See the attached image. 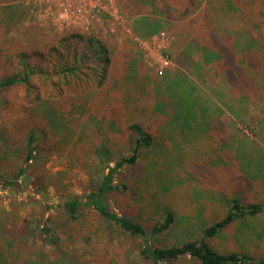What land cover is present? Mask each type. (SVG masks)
Masks as SVG:
<instances>
[{
	"label": "rangeland",
	"instance_id": "1",
	"mask_svg": "<svg viewBox=\"0 0 264 264\" xmlns=\"http://www.w3.org/2000/svg\"><path fill=\"white\" fill-rule=\"evenodd\" d=\"M223 2L226 0H212L211 5L221 7ZM245 3L251 11L243 17L249 22L247 28L262 39L264 0H245ZM66 4L69 7H65ZM96 9L101 10L98 16L92 12ZM143 15L141 11L131 16L124 14L118 0H0V78L16 73L21 66L38 69L30 75L31 84L35 86L32 90L17 85L0 91V131L1 134L12 133L8 150L0 137V221L10 230L9 238L31 243L50 216V234L56 241L52 245L38 241L39 245L32 250V256L37 259H49L60 246L71 250L77 264H148L139 254V239L132 240L115 226L101 221L93 208L85 207L77 221L68 220L63 214L61 204L64 200L75 196L83 199L100 176L94 146L102 138L98 134L85 135L79 128L85 120L83 117L91 118L96 128L101 127L95 109L90 113L83 107L60 111L61 120L64 121L63 117L66 122L70 118L76 119L72 122L76 129L63 133L60 139L52 136L45 139L48 155H41L27 167L18 178L19 186L6 183L8 174L17 164H23V157L17 156L16 152L20 149L18 141L21 142L26 133L25 124L29 123L26 115L30 114L31 108L36 109L35 104L39 103L37 109L43 110L50 99L60 97L61 92L68 93L63 85L65 74H58L52 61L69 48L64 36L67 32L95 34L112 50L114 65H125L130 57H135L142 62V72L150 79H156L153 72L158 69L164 70V76L173 74L176 69V96L179 97L176 119L185 116L182 104L185 107L191 105L190 101L183 102L180 93L184 83L194 86L192 94L200 99L191 102L193 106L201 107L203 113L204 98L208 96L211 100V103L208 100V107L212 105L214 117L212 122L211 115L207 118L196 112L197 126L175 132L172 123H166L172 121V117L175 120V115L160 122L151 109L157 100L158 86L154 82L146 83V77L132 78L133 83H128L142 95L144 106L139 113L140 120L150 132L152 144L142 149L135 164L125 165L114 177V182L124 185L125 189L107 195L105 201L110 208L120 215L135 217L149 228L162 221L166 207H169L174 213V222L157 234L154 242L163 247L199 239L203 228L226 215L234 198L242 204L260 203L261 213L234 221L211 237L209 244L218 252L264 257V96L258 101L239 95L235 90L233 94H226L221 84L214 86L213 91L218 90V93L212 94L208 91L209 81L202 82L203 76L191 72L187 63L179 62L180 56L174 59L163 53L172 46L165 35L168 33L161 30L149 39L139 38L133 25ZM155 17L165 19L160 14ZM185 45L179 46L181 50L193 49ZM260 51L264 54V50ZM126 74L117 76L125 91L130 87L122 81ZM165 81L174 82L170 78ZM169 88L167 90L171 92ZM133 96L134 93L130 94L128 90L124 103L128 117L132 118L135 117ZM36 101L38 103H34ZM63 105L65 107V100ZM161 105L163 107L162 102ZM106 109L110 111L111 107ZM205 121L208 126L212 123L213 128L202 126ZM107 138L112 150L111 160L117 154H130L127 132L114 138L108 134ZM22 225L35 232L24 233ZM162 264L201 263L186 256Z\"/></svg>",
	"mask_w": 264,
	"mask_h": 264
},
{
	"label": "trees",
	"instance_id": "2",
	"mask_svg": "<svg viewBox=\"0 0 264 264\" xmlns=\"http://www.w3.org/2000/svg\"><path fill=\"white\" fill-rule=\"evenodd\" d=\"M211 2L212 0H180V2L177 0L176 2L173 0H118L120 10L124 14L131 16L139 11L145 14L137 18L133 25V30L140 39H149L153 34L164 30L173 36L172 45L176 39V47L186 44L185 46L193 48L192 50H181L179 47L176 55L171 53L170 49L163 50V53L174 59L175 56H180L179 62L187 63L191 72L203 76L202 82L209 81L208 88L210 89H207L212 94L218 93V90L213 91L214 86L221 84L220 87L223 86L226 94H233L235 90L239 95L246 96L250 100L261 101L264 96V54L260 50H264V36L261 39L247 28L249 22L243 17L251 12L250 6L246 5L245 0H226L221 7L213 6ZM156 14L165 16V19L155 17ZM64 38L69 48L64 54L61 53L58 59L54 56L51 58L54 57L52 61L54 67L57 68V73L65 74L63 85L68 89V93L64 95L61 92L60 97L50 99L48 104L44 105L43 110L37 109L40 105L37 101L34 102L38 104H35V110L31 108L30 114L26 115V122L29 120V123L25 124L27 125L26 133L24 139L21 142L18 141L20 149L16 152L17 156L23 157L22 163L26 166L17 164L16 169L8 174L9 180L6 183L10 186H19L18 178L26 172L27 167L32 166L34 160L40 159L41 155H48L49 149L44 145L45 139L51 136L60 139L63 133H70L71 130L76 129V126L72 124L76 119L70 118L66 122L63 117V121L60 119L62 118L60 111L83 107L90 113L92 109H95L99 115L98 121L101 127L96 128L91 118L83 117L85 120L81 122L79 128H82L85 135L98 134L102 138L94 146L100 176L93 182L92 189L83 196V199L79 196L70 197L61 204L63 214L68 220L77 221L82 216L85 207L93 208L95 216L101 221L115 226L119 232L129 236L132 240L139 239V254L148 264L170 263L186 256L201 264H264V257H256L248 253L218 252L209 244L211 237L235 223L234 221L261 213L260 203L242 204L234 198L229 204L226 215L203 228L199 239H188L176 245L163 247L155 245L154 242L155 236L170 228L174 222V213L169 207H166L162 221L154 223L149 228H145L142 222L135 217L120 215L110 208L105 201L107 195L125 189L124 185L114 182V177L122 171L125 165L135 164L142 149L152 144V136L140 120L139 113L144 106L141 100L142 95L139 90H134L133 84L130 85L128 82L133 83L134 77L141 76L146 77V83L154 82V85L158 86L157 100L155 99L156 102L151 109L160 122L165 121L166 117L175 115V120L172 117V121L166 122L168 125L172 123L175 132L176 130L181 132L185 127L197 126L196 112L207 118L211 115L213 122L214 117L210 109L212 105L208 107L209 98L205 95L206 106H202L204 113L201 112V107L193 106L191 100L197 101L200 98L192 94L191 89L194 86L190 87L184 83V90L180 93L185 100L183 102L190 101L191 105L185 107L182 104L181 110H184L185 116L176 119L179 97H177L178 90L176 91L175 68L173 74L169 73L170 75L165 76L153 72L156 79H150L146 73L142 72L144 69L141 66L142 62L135 57H130L125 65H114L115 58L112 50L95 34L67 32ZM178 40H180L179 43ZM117 60L119 61V59L115 61ZM20 69L16 73L0 78V91L17 85L25 86L28 91L30 88L31 90L35 88L31 84L30 75L34 73L33 71L38 72V69L35 66L33 69L21 66ZM124 72L127 74L122 81L127 83V86L130 85L128 90L130 94L135 95L133 96L135 100L134 118L128 117L126 113L124 103H126L125 93L128 90L125 91L126 88L122 86L117 77L119 73ZM166 78L173 80V84L167 83ZM169 86L171 92L167 90ZM209 102L211 103V100ZM107 107H111V110L108 111ZM201 125L213 128L212 123L208 126V121ZM124 132H127L126 141L130 147V154H117L111 160L113 156L107 135L112 134L114 138L115 135H124ZM0 137L4 140L5 150L10 149L12 133L1 134L0 131ZM108 161H114L113 165H110ZM49 220L50 216L46 218L41 232L36 234L31 243L9 238L10 230L5 223L0 221V264H24L26 262L29 264H77L75 258L72 257L71 250L60 246L49 259L47 257L37 259L32 256V250L39 245L38 241L42 240L51 245L56 241L51 237L52 229L48 225ZM22 227H24V233L28 235L35 232L29 226L22 225Z\"/></svg>",
	"mask_w": 264,
	"mask_h": 264
},
{
	"label": "built area",
	"instance_id": "3",
	"mask_svg": "<svg viewBox=\"0 0 264 264\" xmlns=\"http://www.w3.org/2000/svg\"><path fill=\"white\" fill-rule=\"evenodd\" d=\"M65 7H69V5L68 4H66L65 5ZM92 12H94L93 13V15H99V13L101 12V10H99V9H96L95 11L94 10H92ZM91 15V14H90ZM90 17H92V15L90 16ZM102 18V17H101ZM100 18V19H101ZM110 29V28H109ZM161 33V32H160ZM163 33H165V32H163ZM165 35H167V37L170 39V42H172L173 41V36H171L170 34H165ZM167 59V58H166ZM163 69H158L157 70V73H159L160 75L163 73Z\"/></svg>",
	"mask_w": 264,
	"mask_h": 264
},
{
	"label": "crops",
	"instance_id": "4",
	"mask_svg": "<svg viewBox=\"0 0 264 264\" xmlns=\"http://www.w3.org/2000/svg\"><path fill=\"white\" fill-rule=\"evenodd\" d=\"M171 53L176 55V43L170 47Z\"/></svg>",
	"mask_w": 264,
	"mask_h": 264
}]
</instances>
